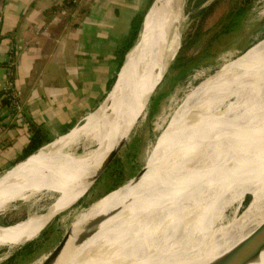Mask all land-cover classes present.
<instances>
[{
  "label": "bare ground",
  "instance_id": "6f19581e",
  "mask_svg": "<svg viewBox=\"0 0 264 264\" xmlns=\"http://www.w3.org/2000/svg\"><path fill=\"white\" fill-rule=\"evenodd\" d=\"M183 2L154 5L147 31L97 110L0 176V212L39 193L52 198L44 212L0 224L6 255L81 199L110 152L128 139L179 50ZM242 55L188 103L143 171L102 199L45 264H198L210 256L221 264H264V248L237 251L264 224V184L240 215L264 163V40Z\"/></svg>",
  "mask_w": 264,
  "mask_h": 264
},
{
  "label": "rangeland",
  "instance_id": "374dc122",
  "mask_svg": "<svg viewBox=\"0 0 264 264\" xmlns=\"http://www.w3.org/2000/svg\"><path fill=\"white\" fill-rule=\"evenodd\" d=\"M152 13L150 11L146 17L145 32ZM181 17L180 49L152 92L142 117L114 163L80 200L52 217L42 232L28 242L34 243L35 251L32 254H24L23 244L6 255L8 248L1 245L0 264L7 263L11 256L14 257L9 264H45L63 250L68 244L69 235L101 209V200L111 192L107 193L113 188L128 184L151 162L172 124L179 119L178 116L201 88L204 87L205 90L250 47L264 40V0H184ZM74 151L78 155L82 154L84 144L76 146ZM9 169L0 170V176ZM251 182L240 215L246 211L247 204L264 184V163ZM51 202V195L40 193L28 201L16 200L0 212V224L12 225L36 210L44 212ZM228 213L231 217L232 210ZM45 231L46 234L42 237ZM65 234L68 235L61 247L59 242ZM216 258L210 256L198 264H215Z\"/></svg>",
  "mask_w": 264,
  "mask_h": 264
},
{
  "label": "crops",
  "instance_id": "0c3cea01",
  "mask_svg": "<svg viewBox=\"0 0 264 264\" xmlns=\"http://www.w3.org/2000/svg\"><path fill=\"white\" fill-rule=\"evenodd\" d=\"M65 0H2L0 85L6 43L22 46L15 70L27 121H15L0 137V170L12 166L42 124L53 140L94 111L117 73L116 52L134 17L151 0H80L66 16L46 10ZM43 29H47L43 31ZM40 30V33L37 31Z\"/></svg>",
  "mask_w": 264,
  "mask_h": 264
},
{
  "label": "built area",
  "instance_id": "2783aa9c",
  "mask_svg": "<svg viewBox=\"0 0 264 264\" xmlns=\"http://www.w3.org/2000/svg\"><path fill=\"white\" fill-rule=\"evenodd\" d=\"M80 0H73L76 5ZM61 9L58 11V18L56 22H59L60 16H66L69 14L70 9L63 2L59 4ZM2 10V0H0V17ZM47 29H43L46 31ZM40 33V30L37 31ZM6 43L5 57L3 60V65L5 69V80L4 84L0 85V137L1 134L8 128L9 123L15 121H27L25 114L24 105L21 98V91L17 85V80L15 76V70L18 64V55L22 50L15 39L11 36L2 38Z\"/></svg>",
  "mask_w": 264,
  "mask_h": 264
},
{
  "label": "trees",
  "instance_id": "16d2710c",
  "mask_svg": "<svg viewBox=\"0 0 264 264\" xmlns=\"http://www.w3.org/2000/svg\"><path fill=\"white\" fill-rule=\"evenodd\" d=\"M152 2H153V0H151L150 3H152ZM64 4L69 8H72L75 6L73 0H65ZM60 9H61V7L59 5H54L52 8L46 10L45 15L49 19L56 12H58ZM144 15H145V12H142V13H140L134 17V19L131 23V28H130L129 33L123 38V40L121 41V44L119 45V47L117 49V52H116V61L118 64L117 73H118L121 65L123 64L127 53L130 51V49L133 47V45L136 43V41L139 37V32L141 30ZM117 73L110 80V82L108 84L107 91L111 88L112 84L114 83L116 76H117ZM72 127L70 126V128L68 130H66V132H68ZM49 141H51V138H49L47 130L43 127V125L42 124H32L31 136H30L29 142L25 146V148L23 149L21 154L17 157V159L14 160L13 164L25 159L26 157L31 155L34 151H36L37 149H39L41 146H43L44 144H46ZM75 181H77V179L70 181V184L74 183ZM259 191H258V193H259ZM258 193L253 198V200L249 204H247L248 208L253 203V201L256 199V197L258 196ZM1 224L8 225V223H1ZM45 234H46V231L43 232L42 237ZM23 248L25 251L24 252L25 255L26 254L30 255L35 251L34 243H31V242L30 243L27 242V244L25 243ZM13 257L14 256L9 257L7 263H5V264H9L10 261H12ZM215 264H219V259H217V258L215 259Z\"/></svg>",
  "mask_w": 264,
  "mask_h": 264
},
{
  "label": "water",
  "instance_id": "95a60500",
  "mask_svg": "<svg viewBox=\"0 0 264 264\" xmlns=\"http://www.w3.org/2000/svg\"><path fill=\"white\" fill-rule=\"evenodd\" d=\"M158 1H159V0H153V2L150 4L149 8L147 9V11H146V13H145V15H144V17H143L141 30H140V32H139V37H138L136 43L133 45V47H132V48L130 49V51L127 53L126 58H125L123 64L121 65V67H120V69H119V71H118V73H117L116 79H115L114 83L112 84L111 88L108 90V92L106 93L105 97L102 99V101L100 102V104H99L94 110H97V109L100 107V105L105 101V99L108 97V95H109V94L111 93V91L113 90L115 84L117 83V80H118L119 74H120V72H121L123 66H124L125 63H126V60H127L128 55H129L130 52H131V51L137 46V44L139 43V41H141V39H142L143 36H144L145 21H146V17H147V15H148V13L152 10V8L154 7V5H155ZM179 49H180V48H179ZM152 95H153V94H152ZM152 95L150 96V98L152 97ZM84 118H85V117H84ZM83 120H84V119H83ZM83 120H82L80 123L76 124V125L81 124V123L83 122ZM138 121H139V118L136 120V124H137ZM136 124L130 129L129 134H131V132L134 130V128L136 127ZM76 125H75V126H76ZM73 128H74V126H73L68 132H66V133H64V134H62V135H66V134H68ZM60 136H61V135L56 136L53 140H55L56 138H58V137H60ZM53 140L47 142L46 144L52 142ZM125 142H126V140H122V141L120 142V144H119L114 150H112V152H110V154L107 156L105 162H104L103 165L101 166L99 173L97 174V176L95 177V179L92 181L91 186L95 183V181L99 180V178H100L101 176H103V175L107 172V170L111 167V165L114 163L115 159L117 158V156H118L120 150L124 147ZM46 144H44V145H46ZM44 145H43V146H44ZM43 146H41L39 149H37L36 151H34L31 155H29V156L26 157L25 159H23V160H21V161L15 163L13 166L15 167L17 164H19V163H21V162H25V161H27L28 158H30L32 155H34L36 152H38ZM13 166H12V167H13ZM12 167H10V168H12ZM143 167H144V166H143ZM143 167H142V168H141L136 174H138V173L143 169ZM136 174H135V175H136ZM131 178H132V177H131ZM121 185H122V184H121ZM91 186H90V188H91ZM119 187H120V186H118V187H116V188L110 190L107 194H109L110 192H113V191L117 190ZM107 194H105V195H107ZM105 195H104V196H105ZM79 200H80V199H79ZM92 204H93V203H92ZM2 225H3V224H2ZM67 235H68V234H67ZM67 235L65 234L64 237L62 238V240L59 242L60 245H61V247H62V245L65 243V241H66V236H67ZM32 240H33V239H32ZM59 248H60V246H59ZM263 248H264V224H263L260 228H258V230L255 231L254 236H252L250 239L246 240L244 243L239 244L238 247H237V251H239V252H245V253H250V254H258V253L261 251V249H263Z\"/></svg>",
  "mask_w": 264,
  "mask_h": 264
}]
</instances>
